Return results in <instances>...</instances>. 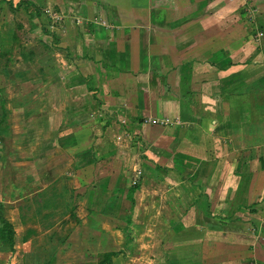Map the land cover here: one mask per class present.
Returning <instances> with one entry per match:
<instances>
[{
	"label": "crops",
	"instance_id": "0c3cea01",
	"mask_svg": "<svg viewBox=\"0 0 264 264\" xmlns=\"http://www.w3.org/2000/svg\"><path fill=\"white\" fill-rule=\"evenodd\" d=\"M35 2L62 21L0 71L10 264H80L65 231L136 220L160 223L124 264H264V0Z\"/></svg>",
	"mask_w": 264,
	"mask_h": 264
},
{
	"label": "rangeland",
	"instance_id": "374dc122",
	"mask_svg": "<svg viewBox=\"0 0 264 264\" xmlns=\"http://www.w3.org/2000/svg\"><path fill=\"white\" fill-rule=\"evenodd\" d=\"M22 1L30 2L31 5L29 7L32 8L33 12H34L33 8L38 6L36 4L35 0H12V2L14 4H16L18 2H22ZM24 5L25 4H22L20 9H18L17 11H11L6 3L0 5V7H2V8H0V39L2 38L0 40L1 41L0 42L1 43V45H0V71H1V69H5L6 67L10 66L11 64H14L17 62L16 53H15L17 48H15V45L18 42H23V41H27L29 39L30 40L33 39V36L36 35L35 31L33 32V28L36 29L38 27L36 25L37 21H40V24H43V22H44L45 23L44 29L48 30L47 27H48V23H49L51 18L48 15L45 16L43 13L40 15L39 18H35L32 16V13H33L32 10H30V12H29L28 8L25 7ZM44 9L47 10L49 8L44 7ZM51 11H53V10H51ZM57 11L59 12L58 9H57ZM44 13H45V11H44ZM75 23L78 24L77 21H75ZM23 24H27L26 28L28 27L29 30L24 29ZM3 41H4V43H3ZM12 41H13V44H10ZM17 46L21 47L22 45L17 44ZM15 79H18V78H15ZM19 79L23 80L22 77ZM4 81H6V78L0 72V87H2L4 85ZM14 88H16V87H14ZM14 88H12V89L14 91H16ZM13 96H16V95L13 94ZM159 207L160 206L158 205V206H153L152 208L149 209V210H151V212H153L152 215H154V213H155L154 209L158 208V210H159ZM110 222H111V224L106 223V231H105L106 234L104 236L103 241H100V238H99V241H100L99 245L96 243V241H98V240H96L95 237L89 238L87 236V233L85 235L87 236V240L90 242V244H88L89 246L88 245H84V246L82 245V244L86 243V240L82 241L81 243L79 240H78V242L75 241L74 243L69 241V239H71L72 241L75 240L76 234L78 232H79V237H84L85 236L84 233L89 232V228L86 229L81 224H78V228L75 225V227L73 229H70L69 231H65L64 234H67L69 232V234L67 235L68 239H65V241H62L63 245L61 246V248L64 247V245H69V243H70V244L74 245L73 248L75 251L66 257L73 256V258L88 259L85 262H79L80 264H85L88 262L90 264H97L102 260V258L104 256L103 254L109 253V252H115V253L118 252V254L115 257H113L112 261L115 263L120 262V264H124L127 261H129L130 259H132V260L140 259L142 261V260H145L146 258L147 259L149 258L148 252H149L150 247L147 250L145 248L144 249L141 248V245L146 243L144 241V239H146L148 236V234L146 235L145 226H146V223H149V225L152 227V229L156 231V225H157V223L158 224L160 223L159 220H155L153 222H145L144 220H136L135 222L132 221L131 222V225H132L131 228H128V225H124V224L120 225L119 223H118L119 225H117L116 222H113V221H110ZM90 225L95 226V224L93 222H91ZM90 228L93 229L94 227H90ZM125 230L127 231L126 233L129 232V234L132 233V235H135V240L133 241V243L135 244L134 249H132V247L128 243L130 240L126 237V234L122 233V231H125ZM117 233H119L120 236ZM147 240H150V238H147ZM141 242H142V244H141ZM146 245H147V243H146ZM98 246H99L98 250L103 249V250H105V253H98V255H96L97 253H95V251L97 250ZM119 248H124V251H119ZM136 248H137V251H136ZM119 253L123 254V255L121 256ZM57 255H59V253L54 254V256H56V257H57ZM13 256L16 257L14 255V253L11 254L8 251L7 247H4L0 244V264H10L11 261L13 260ZM160 258H163V257L161 256ZM132 260H131V263H132Z\"/></svg>",
	"mask_w": 264,
	"mask_h": 264
},
{
	"label": "trees",
	"instance_id": "16d2710c",
	"mask_svg": "<svg viewBox=\"0 0 264 264\" xmlns=\"http://www.w3.org/2000/svg\"><path fill=\"white\" fill-rule=\"evenodd\" d=\"M4 3L7 4V6L9 7V9L11 11H17L18 9H20L22 4H25L24 6L27 7L29 11L32 10V9H29L30 8L29 6L31 5V3L28 1H22V2H18L16 4H14L12 2V0H0V5L4 4ZM33 9H34V12L32 10V12L34 13L33 17L39 18L42 13L45 15L44 10H42L40 7L37 6ZM0 97H1V103H2V112H3L2 118L6 119L5 107H4L5 103H6V99H5V94H4L2 87H0ZM138 188H139V185H138L137 180H136L132 183V185L128 189L127 200H130L133 203L132 197L136 193ZM130 224H131V222L127 221V223H125L124 225H128V228H129ZM125 232H127V231L125 230ZM126 237L130 240L128 243L133 244V241L135 240V235H132V233L129 234V232H128V233H126ZM0 244L4 247H7L8 251L10 253L14 252V250H13V247H14V230H13L12 225L3 216L2 211H1V204H0ZM117 254H118V252L117 253H115V252L105 253V254H103L104 256H103L102 260L97 264H115V262H113L112 259ZM120 255L122 256L123 254H120Z\"/></svg>",
	"mask_w": 264,
	"mask_h": 264
},
{
	"label": "built area",
	"instance_id": "2783aa9c",
	"mask_svg": "<svg viewBox=\"0 0 264 264\" xmlns=\"http://www.w3.org/2000/svg\"><path fill=\"white\" fill-rule=\"evenodd\" d=\"M45 15L46 16L48 15L51 18L50 21H52V23H60L62 21L61 15L56 14L55 12H53L49 9L45 11ZM150 122H151V120H150ZM168 124H171V122L168 120L162 121V125H168Z\"/></svg>",
	"mask_w": 264,
	"mask_h": 264
}]
</instances>
